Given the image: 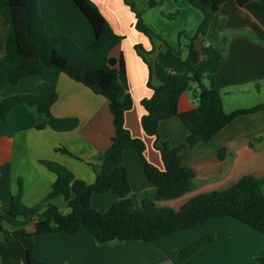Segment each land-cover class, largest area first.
Listing matches in <instances>:
<instances>
[{
  "label": "crops",
  "instance_id": "obj_1",
  "mask_svg": "<svg viewBox=\"0 0 264 264\" xmlns=\"http://www.w3.org/2000/svg\"><path fill=\"white\" fill-rule=\"evenodd\" d=\"M95 1L114 31L123 36L110 56L117 59L123 56L126 62L133 106L126 112L125 125L134 137L144 140L146 158L163 169L161 154L155 147L156 138L146 134L141 124L145 114L142 99L152 95L149 81L155 86L165 84L169 74L187 57L186 40L196 34L203 12L189 0H144L142 11L129 0L144 23L159 36L153 41L136 29V14L124 0ZM39 5L50 35H68L80 46L94 41L90 21L73 0H40ZM147 10L159 14L155 23L143 16ZM219 12L225 18L222 32L228 37V44L214 87L222 94L224 109L232 112L264 103L261 98L264 95V4L252 0L239 6L232 0L223 3ZM188 14L194 15L192 21L188 20ZM174 15L173 20L178 24L171 23L169 16ZM1 28L6 32L3 37L0 35V45L8 31V24L0 14V33ZM180 32H184L186 40L180 39ZM206 44L204 36L195 40L198 50ZM196 88L192 85L181 95V113L196 106ZM20 93H57L52 114L79 120V126L72 131L58 132L49 126L40 129L33 109L24 104L14 107L6 120L0 119V211L15 210L17 219L26 222L24 228L33 231L37 217L30 207L46 197L57 178L43 161L62 164L76 178L94 183L96 173L92 164L101 162L115 129L108 99L61 71L46 69L40 76L7 85L0 91V99ZM188 135L183 121L172 117L160 123L158 142L177 146ZM59 147L70 153L58 151ZM220 150H225L223 157ZM124 163L131 185L130 197L139 205L142 194L153 185L135 150L124 151ZM182 164L192 168L196 176L193 189L177 209L199 193L229 189L244 176L264 178V110L234 118L209 142L187 149ZM20 184L22 198L12 208V198L20 191ZM118 199L112 191L94 193L91 204L105 212ZM55 204L61 211L69 210L64 198L57 199ZM3 226L10 232L17 228L6 220ZM207 235H214V241L205 243L189 259L179 260L182 249ZM28 247L24 239L4 242L0 246V264H27ZM263 249L264 234L231 216L210 218L189 230H179L152 242L102 244L83 226L76 235L45 234L36 236L33 242L34 255L45 264H255L256 255Z\"/></svg>",
  "mask_w": 264,
  "mask_h": 264
},
{
  "label": "trees",
  "instance_id": "obj_2",
  "mask_svg": "<svg viewBox=\"0 0 264 264\" xmlns=\"http://www.w3.org/2000/svg\"><path fill=\"white\" fill-rule=\"evenodd\" d=\"M90 21L94 41L79 46L68 35L52 36L40 11V0H0V14L8 24L4 38L5 54H0V91L10 84L32 76L42 75L46 69L67 74L94 93L109 101L113 116L114 135L111 145L92 164L96 173L94 183L76 178L64 165L43 161L56 173L57 178L50 192L40 202L30 207L37 217L33 231L24 228L25 221L16 217L15 210L0 211V246L4 242L24 239L27 264H45L34 255V238L45 234L76 235L85 227L99 243L124 241L152 242L159 237L179 230H189L210 218L234 217L264 234V178L244 176L236 185L226 190H212L189 198L179 209L159 205L162 201L179 199L194 187L196 176L192 168L182 164L183 153L202 142H209L234 118L264 110V103L252 108L226 112L221 92L214 87L219 68L225 58L228 37L223 34L225 18L220 14L223 3L232 0H189L201 9L203 18L197 32L188 38L187 57L168 77V81L155 86L149 81L152 95L142 99L145 114L141 124L150 136L156 138L155 147L161 154L163 169L152 164L145 156L146 144L134 137L125 125L126 112L132 109L133 99L129 92L126 62L123 56L115 58L110 51L123 39L102 14L95 0H73ZM244 6L252 0H233ZM264 4V0H259ZM124 2L136 14V29L150 39L159 37L147 26L129 0ZM184 36L180 32L179 37ZM204 36L207 44L201 50L195 40ZM196 85V106L186 112L179 111L181 95ZM58 100L57 93H20L0 99V119L6 120L14 107L24 104L33 109L39 125L58 132L72 131L79 126L75 117H56L51 108ZM179 117L189 130L186 141L177 146L158 142L160 123ZM135 150L140 156L145 173L153 185L145 191L136 205L130 197L131 185L124 163V151ZM58 151L70 153L65 147ZM225 150H220L223 157ZM114 192L119 199L105 212L91 204L94 193ZM20 191L12 198V208L21 201ZM64 198L68 211H61L55 204ZM6 220L17 227L12 232L3 226ZM214 241V235L204 236L182 249L179 260L184 261L198 252L205 243ZM256 264H264V249L255 257Z\"/></svg>",
  "mask_w": 264,
  "mask_h": 264
},
{
  "label": "rangeland",
  "instance_id": "obj_3",
  "mask_svg": "<svg viewBox=\"0 0 264 264\" xmlns=\"http://www.w3.org/2000/svg\"><path fill=\"white\" fill-rule=\"evenodd\" d=\"M134 1V3H136V5H137V7H138V9L140 10V11H142L141 9H144V7H143V2H144V0H133ZM143 16L144 17H146V18H148L149 20H151L152 22H154L155 23V21L158 19V17H159V14L156 12V11H152V10H147V14L145 15V14H143ZM187 16V18H188V20L189 21H192L191 19H193L194 18V15H190V14H188V15H186ZM170 17V19L172 20L171 21V23L172 24H178V22H176L177 20H173L174 18H175V15L174 16H169ZM180 23H181V21H179ZM2 30H1V33H0V35H1V37H3L4 36V33L6 32V29L5 28H1ZM154 38H156V37H154ZM4 39V38H3ZM180 39L182 40V41H184V37L183 36H181L180 37ZM153 41H155L154 39H152ZM186 40V39H185ZM75 42H76V40H75ZM186 42L188 43V40H186ZM185 42V43H186ZM77 44H79L78 42H76ZM80 46V45H79ZM5 48H4V42H3V40H2V42H1V45H0V54L1 55H4L5 54ZM185 51H186V54H187V49L185 48ZM259 96V95H258ZM260 97V96H259ZM261 98H264V95H262L261 96ZM189 193V192H188ZM184 197H185V195L183 196V197H181V198H179V199H176V200H172V201H162V202H159V205H161V206H166V207H172V208H174V209H177L180 205H181V203L184 201L183 199H184ZM185 261V260H184ZM182 262V261H181ZM256 264V263H255Z\"/></svg>",
  "mask_w": 264,
  "mask_h": 264
}]
</instances>
